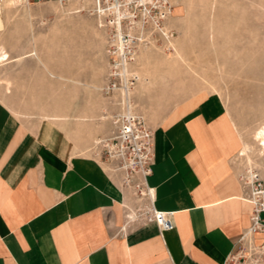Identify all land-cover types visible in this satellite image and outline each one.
I'll list each match as a JSON object with an SVG mask.
<instances>
[{
    "label": "crops",
    "instance_id": "1",
    "mask_svg": "<svg viewBox=\"0 0 264 264\" xmlns=\"http://www.w3.org/2000/svg\"><path fill=\"white\" fill-rule=\"evenodd\" d=\"M33 51L50 79L74 81ZM2 80L0 89L11 95L12 81ZM226 104L213 94L155 129L150 192L139 198L104 166L94 138L81 140L58 125L68 115L18 116L0 101V264H227L250 225L240 176L254 126ZM263 166L251 169L264 180ZM145 206L173 212L174 229L161 233L137 219Z\"/></svg>",
    "mask_w": 264,
    "mask_h": 264
},
{
    "label": "rangeland",
    "instance_id": "2",
    "mask_svg": "<svg viewBox=\"0 0 264 264\" xmlns=\"http://www.w3.org/2000/svg\"><path fill=\"white\" fill-rule=\"evenodd\" d=\"M58 1L30 0V5L10 7L12 10L3 6L0 44L13 57L37 49L55 72L98 85L99 90L52 80L29 58L1 70L0 77L11 80L13 87L11 95L0 89V94H5L0 95V101L18 116L16 111L68 115L69 120L58 125L81 140L94 138L93 147L97 140L112 135L113 120L125 108L122 92L112 89L113 84L118 88L123 85L112 76L117 62L109 50L117 42L107 20L94 13L92 0L71 6L69 1ZM174 5L166 24L170 37L151 32L134 45L137 55L128 63L132 110L155 134L177 110L190 109L218 94L239 116L247 113L254 134L264 122L257 123L258 116L264 115V0H174ZM82 6L80 14L67 10ZM80 116L86 121L79 122ZM102 116L107 120L99 124ZM256 151L252 156L258 155L261 161L253 160L261 166L262 154ZM259 237L255 247L244 241L230 264H264V250L258 246L263 236Z\"/></svg>",
    "mask_w": 264,
    "mask_h": 264
},
{
    "label": "built area",
    "instance_id": "3",
    "mask_svg": "<svg viewBox=\"0 0 264 264\" xmlns=\"http://www.w3.org/2000/svg\"><path fill=\"white\" fill-rule=\"evenodd\" d=\"M38 1L45 2L46 0ZM92 1L94 13L102 14L105 17L104 20H107L108 25L113 28L116 42L118 30L110 23L114 22V25L117 22L121 23L123 28L121 38L126 45L127 55L131 52L136 53L134 45L138 41L141 42L151 32H158L166 39L170 37L166 24L175 8L174 0ZM118 52L117 44L109 50L115 58ZM115 70H117L116 67ZM117 72L118 70L112 76L120 81ZM116 88L118 89V86L113 84V91ZM133 113L131 118H127L124 112L116 116L113 120L114 132L111 136L99 140L95 150L100 159L112 167L114 173L123 174L125 187L135 191L139 198H147L150 192L147 178L152 173L155 160V134L142 116L134 111ZM240 182L246 190L244 200L251 206L250 225L242 236L244 242L247 235H264V180L255 169L250 168L240 176ZM136 218L155 223L161 233L174 229L173 212L158 211L153 206L139 209ZM262 249L264 250V243Z\"/></svg>",
    "mask_w": 264,
    "mask_h": 264
},
{
    "label": "bare ground",
    "instance_id": "4",
    "mask_svg": "<svg viewBox=\"0 0 264 264\" xmlns=\"http://www.w3.org/2000/svg\"><path fill=\"white\" fill-rule=\"evenodd\" d=\"M30 1V0H29ZM28 0H0V34L2 33V31L4 30V19H3V6L5 7V9L7 8H18V7H20L21 5H23L24 3H26V4H29L30 5V2H29ZM69 2V4L68 5H75L76 3H79V1H85V0H68ZM215 1V0H214ZM59 2V1H58ZM61 2V1H60ZM217 2H215V4H216ZM81 5V4H80ZM213 5V4H212ZM214 7V6H213ZM212 7V8H213ZM10 8V9H11ZM21 8V7H20ZM68 8V7H67ZM215 9H216V6L214 7ZM12 10V9H11ZM68 11H69V13L70 12H74V13H81V12H83L84 11V7L82 6V7H75V8H68L67 9ZM173 12H174V10H173ZM173 12H172V15H173ZM66 13V12H65ZM100 16H101V18L102 19H104L105 17L102 15V14H99ZM214 15V14H213ZM107 22V21H106ZM110 24H112L113 26H115L116 27V29L118 30V34H117V45H118V48H119V52H118V54H117V57L115 58L116 59V62H117V64L115 65V67L117 68V70H118V72H117V76H119V79H121L122 80V83H123V85H122V87L121 88H116L115 90H114V93L115 92H122L121 94H122V99H121V103H122V107H124L125 106V108H124V114H125V116L127 117V118H131L133 115H134V113H133V105H132V100H131V98L132 97H130V88L133 86L131 83H129V80H128V75H129V69H130V65L131 64H128V63H131V62H133V60H134V57L137 55V51H136V53H134V52H131L129 55H130V57H129V55H127L126 54V52H125V47H126V45H125V43H124V41H123V39L121 38L122 37V25H121V23L120 22H117V24L116 25H114V22L113 23H110ZM109 26V25H108ZM108 26H105V24H104V26L103 27H107L108 28ZM135 31H136V29H135ZM114 40V39H113ZM114 43V42H113ZM169 43L173 46V48H174V52L176 53V55H177V57H179L180 59H182V57H181V55H180V52L178 51V49L176 48V46L174 45V43H172L171 41H169ZM36 51V50H35ZM32 56H36L37 57V59H38V61L39 62H41L42 63V61L39 59V57H38V55H37V53H34V51L33 52H31V54H27V55H25V56H18V57H16V58H12L11 57V55H10V53L7 51V49H6V47L3 45V44H0V69L1 68H3L6 64H8V63H13V62H17V61H20V60H22V59H24V58H30V57H32ZM129 57V58H128ZM35 59V58H34ZM115 62V63H116ZM139 62V61H138ZM139 64V63H138ZM112 65V64H111ZM48 69V68H47ZM48 71H50V70H48ZM133 71V70H132ZM51 74V73H50ZM114 74V73H113ZM55 76H56V74H55ZM54 76V74H53V76L52 77H55ZM61 77V76H60ZM60 77H58L60 80H58V81H61V78ZM3 78H0V84H3V83H5L3 80H2ZM117 79V78H116ZM131 79V78H130ZM131 81H132V79H131ZM64 82V81H63ZM66 82V81H65ZM69 82V81H68ZM120 82V81H119ZM72 83H74V84H76V85H83L82 83H80V82H78L77 80L76 81H73ZM132 83H133V81H132ZM6 84V83H5ZM7 85V84H6ZM8 85H9V83H8ZM85 86H87L88 88H93L95 91L96 90H99V86L98 85H96V86H98V87H96V86H94V85H92V86H90V85H86V84H84ZM9 87H10V85H9ZM107 88V87H106ZM8 90H9V88H8ZM108 90H109V88H108ZM112 91V90H111ZM215 91V90H214ZM105 92H106V90H105ZM111 93V92H110ZM109 96V95H108ZM131 100V101H130ZM119 102H117V104H118ZM123 110V109H122ZM18 112V111H17ZM20 114V113H19ZM114 115V114H113ZM111 117V116H110ZM132 122V121H131ZM100 141L99 140H97L96 142H94V145H96V144H98ZM253 142H254V145H253V147L252 146H245V149L243 150V155H246L247 157H246V160H247V162H248V165H249V168H252V166L253 165H255L256 166V162L253 160V158H252V154L254 153V150H257L256 152H260L261 154H262V161H263V164H264V125H262V126H260L257 130H255V133H254V135H253ZM252 143H250L249 145H251ZM93 147H96V146H93ZM92 147V148H93ZM256 148V149H255ZM248 150L249 151H251V154H249V152H248ZM253 151V152H252ZM102 164V163H101ZM104 166H106L110 171H112L113 172V170H112V167L111 166H108L107 164H105ZM119 174H121L122 175V182H123V174L122 173H119ZM129 189H131V188H129ZM132 190V189H131ZM247 235V234H246ZM258 236H263L262 237V242L258 245V246H261L263 243H264V235L263 234H257V235H252V236H250V235H247L246 236V239H245V241H248L250 244H251V246L252 247H255V243H258L257 241H256V237H258ZM249 246V245H248ZM256 263V262H255Z\"/></svg>",
    "mask_w": 264,
    "mask_h": 264
}]
</instances>
